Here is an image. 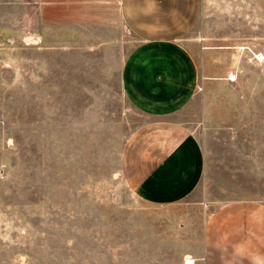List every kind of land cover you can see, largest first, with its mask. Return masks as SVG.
I'll use <instances>...</instances> for the list:
<instances>
[{
	"label": "rangeland",
	"instance_id": "374dc122",
	"mask_svg": "<svg viewBox=\"0 0 264 264\" xmlns=\"http://www.w3.org/2000/svg\"><path fill=\"white\" fill-rule=\"evenodd\" d=\"M177 42L199 88L153 118L122 91L142 39L120 0H0V264H192L208 212L197 190L173 203L136 187L167 122L209 139L205 172L221 177L230 154L246 168L231 185L264 196V0H199Z\"/></svg>",
	"mask_w": 264,
	"mask_h": 264
},
{
	"label": "crops",
	"instance_id": "0c3cea01",
	"mask_svg": "<svg viewBox=\"0 0 264 264\" xmlns=\"http://www.w3.org/2000/svg\"><path fill=\"white\" fill-rule=\"evenodd\" d=\"M120 7L127 25L142 39L123 63L124 96L145 116L179 114L193 103L199 88L195 60L177 42L196 22L199 0H120ZM156 135L159 143L151 144L148 170L136 187L149 200L173 203L197 190L196 200L208 212H204L198 244L187 255L192 264H264V196L231 185V169L246 170L240 160L232 167L230 154L224 155L220 177L218 172H205L211 166L202 146L209 139L202 142L182 123L171 122L158 128Z\"/></svg>",
	"mask_w": 264,
	"mask_h": 264
},
{
	"label": "built area",
	"instance_id": "2783aa9c",
	"mask_svg": "<svg viewBox=\"0 0 264 264\" xmlns=\"http://www.w3.org/2000/svg\"><path fill=\"white\" fill-rule=\"evenodd\" d=\"M252 60L256 63H261L263 62L264 60V55L260 52H253L252 53ZM238 78V75H237V72L233 71V70H230L228 73H227V80L229 82H235Z\"/></svg>",
	"mask_w": 264,
	"mask_h": 264
}]
</instances>
